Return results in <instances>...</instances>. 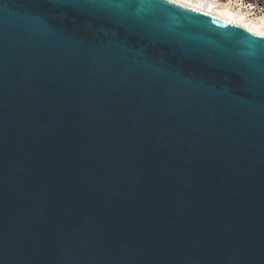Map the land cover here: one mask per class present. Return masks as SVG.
<instances>
[{"label":"water","instance_id":"obj_1","mask_svg":"<svg viewBox=\"0 0 264 264\" xmlns=\"http://www.w3.org/2000/svg\"><path fill=\"white\" fill-rule=\"evenodd\" d=\"M168 0H0V264H264V35Z\"/></svg>","mask_w":264,"mask_h":264},{"label":"bare ground","instance_id":"obj_2","mask_svg":"<svg viewBox=\"0 0 264 264\" xmlns=\"http://www.w3.org/2000/svg\"><path fill=\"white\" fill-rule=\"evenodd\" d=\"M180 4L208 12L264 35V11L256 13L254 6L243 0H180Z\"/></svg>","mask_w":264,"mask_h":264},{"label":"rangeland","instance_id":"obj_3","mask_svg":"<svg viewBox=\"0 0 264 264\" xmlns=\"http://www.w3.org/2000/svg\"><path fill=\"white\" fill-rule=\"evenodd\" d=\"M243 4L249 7L254 6L253 10H255L256 13H261L262 11H264V0H243Z\"/></svg>","mask_w":264,"mask_h":264},{"label":"snow or ice","instance_id":"obj_4","mask_svg":"<svg viewBox=\"0 0 264 264\" xmlns=\"http://www.w3.org/2000/svg\"><path fill=\"white\" fill-rule=\"evenodd\" d=\"M169 3H172V4H177L179 6H182L180 5V0H168Z\"/></svg>","mask_w":264,"mask_h":264}]
</instances>
